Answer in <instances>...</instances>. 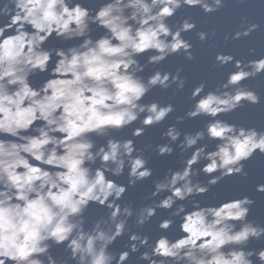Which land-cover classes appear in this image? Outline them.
<instances>
[{
  "label": "clouds",
  "instance_id": "1",
  "mask_svg": "<svg viewBox=\"0 0 264 264\" xmlns=\"http://www.w3.org/2000/svg\"><path fill=\"white\" fill-rule=\"evenodd\" d=\"M225 2L104 0L90 8L83 0H0V18H7L0 24V264H127L133 253L146 264H264V247H248L264 240V224L249 219L253 197L213 205L196 199L225 177H247L245 162L264 155V129L218 118L261 104L244 81L264 75V56L217 52V65L233 67L227 79L207 91L206 81L192 87L191 107L161 132L165 142L136 144L176 111L172 99L189 79L183 65L175 71L158 65L174 55L195 58L184 34L197 29L196 21L186 16L173 25L170 18L184 7L214 13ZM259 27L245 17L224 39ZM211 35L196 31L201 42ZM53 37L79 42L46 47ZM38 74L47 78L35 85ZM153 89L172 90L168 102L146 100ZM201 116L210 117L203 128L178 127ZM126 128L130 136L114 135ZM205 140L217 141L215 148ZM177 149L183 167L153 179L146 203L123 202L129 187L153 177L149 151L164 157ZM126 169L127 183H119L114 177ZM256 191L264 193V183ZM92 205L105 213L88 226ZM158 209L167 211L158 228L167 233L179 219L181 235L153 240L141 231ZM125 235L123 250H112ZM61 245L66 255L58 258L52 249Z\"/></svg>",
  "mask_w": 264,
  "mask_h": 264
},
{
  "label": "water",
  "instance_id": "2",
  "mask_svg": "<svg viewBox=\"0 0 264 264\" xmlns=\"http://www.w3.org/2000/svg\"><path fill=\"white\" fill-rule=\"evenodd\" d=\"M86 6L90 8H98L104 0H83ZM186 16H191L197 23V29L189 33H185V38L191 40L194 45L193 51L195 58L192 61L185 60L182 54L170 56L158 67L164 68L165 70L175 71L177 66L183 65L184 72L182 75L188 76V82L183 91L176 93L173 97L172 102L176 105V111L172 113L166 121L160 125H155L148 128L145 134L141 137L136 138L137 147H144L148 144L155 145L157 143L165 142L161 138V132L166 129L168 124L176 123L175 117L177 115H183L191 104L193 103L190 92L192 87L200 83L201 81L207 82L208 89H215L218 85L222 84L226 79L230 71L233 70L231 64L226 66H219L215 61L217 52H230L237 58L251 59L264 56V0H226L225 6L219 11L206 14L199 7L189 8L184 7L180 9L177 14L170 18L169 23L175 25L177 21L182 20ZM247 17L252 22L258 23L260 27L254 31L250 36L241 38L239 40H228L224 39L226 33H234L239 29L241 21ZM7 18H0V24L6 23ZM207 30L210 33L214 32V35L210 36L209 41L201 42L196 36L197 30ZM103 29H98L93 33L94 36L102 34ZM79 41H61L55 37L45 45L46 47H67L70 44L78 43ZM255 48V56L249 55V50ZM146 55L140 57L141 63L146 59ZM55 60V57H54ZM152 67L149 66L145 70L143 75L145 77L150 74ZM47 78V74H38L32 77V82L38 85L43 79ZM244 83L255 89L260 93L262 97L261 104L245 105L236 111L229 114H221V119L229 120L230 122L244 125L246 127L255 126L257 128L264 129V75L258 76L253 79L244 81ZM172 90L164 92L160 89H153L152 92L145 98L146 100L159 99L161 102H168L169 96H171ZM210 117H197L195 119H187L178 125L183 131H196L203 128L207 120ZM135 125H133L134 127ZM131 134V128L123 129L119 132L114 133L118 137H128ZM183 137H181L182 139ZM98 143H103L102 138H97ZM178 143V142H177ZM201 143H209V150L215 148L217 141H201ZM151 159L149 166L153 168V177L146 181L139 182L135 187H129L125 193L123 202H133L134 206L139 207L141 204L146 203L144 197L152 190V180L156 177H163L167 173L169 168L176 169L183 167V156L179 152V149L173 153L172 156H158L154 152L149 151ZM190 155V153H189ZM203 162L196 167H201ZM245 170L248 172V176L244 177L241 175H233L225 177L218 184L211 186L209 191L203 196L196 197L202 204H219L223 200L239 198L244 195L253 197L256 203L252 206L249 219H254L258 223L264 224V193L256 191V185L258 183H264V155L257 152L249 161L245 162ZM218 174V173H217ZM215 175V174H214ZM202 182L206 183L209 177L203 173L198 177ZM119 183H127V169L125 173L120 177H114ZM105 213V209L96 205H92L87 213L88 215V226L91 225L99 216ZM167 216V211L163 209L157 210V216L153 217L149 224H146L141 231L149 234L153 240L159 235L166 234L171 238H176L181 235L179 232V219L167 233H163L158 228V222L163 217ZM131 224V220H130ZM136 230V229H134ZM127 243V235L119 238L115 244L111 246L112 250H123ZM249 248L264 247V240L251 241L248 245ZM144 249H141L143 251ZM52 252L55 256L64 257L66 255L64 247L54 246ZM139 253H133L127 264H146V262H140L137 260Z\"/></svg>",
  "mask_w": 264,
  "mask_h": 264
}]
</instances>
